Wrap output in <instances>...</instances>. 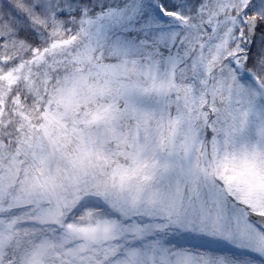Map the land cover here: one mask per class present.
Listing matches in <instances>:
<instances>
[{
	"label": "snow or ice",
	"instance_id": "1",
	"mask_svg": "<svg viewBox=\"0 0 264 264\" xmlns=\"http://www.w3.org/2000/svg\"><path fill=\"white\" fill-rule=\"evenodd\" d=\"M0 264H264V0H0Z\"/></svg>",
	"mask_w": 264,
	"mask_h": 264
}]
</instances>
